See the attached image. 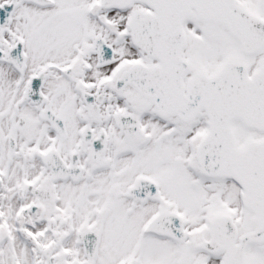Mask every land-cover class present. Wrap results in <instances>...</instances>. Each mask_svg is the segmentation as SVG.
I'll list each match as a JSON object with an SVG mask.
<instances>
[{"label": "snow or ice", "instance_id": "1", "mask_svg": "<svg viewBox=\"0 0 264 264\" xmlns=\"http://www.w3.org/2000/svg\"><path fill=\"white\" fill-rule=\"evenodd\" d=\"M0 264H264V0H0Z\"/></svg>", "mask_w": 264, "mask_h": 264}]
</instances>
